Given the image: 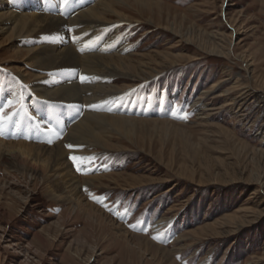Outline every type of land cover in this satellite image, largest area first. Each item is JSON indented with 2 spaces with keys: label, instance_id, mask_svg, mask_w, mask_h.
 <instances>
[{
  "label": "rangeland",
  "instance_id": "374dc122",
  "mask_svg": "<svg viewBox=\"0 0 264 264\" xmlns=\"http://www.w3.org/2000/svg\"><path fill=\"white\" fill-rule=\"evenodd\" d=\"M153 1L161 8L152 14L125 8L131 21L118 34L128 57L155 68L132 84V100L173 94L170 110L132 113L153 121L128 139L107 135L105 150L66 156L79 209L51 198L41 173L31 182V172L1 164L0 264H264V0ZM5 40L0 34V99L8 100L0 112L13 120L0 139L63 142L73 153L64 140L85 103L63 115L44 100L37 108L16 72L30 73L27 56ZM218 44L222 55L210 52Z\"/></svg>",
  "mask_w": 264,
  "mask_h": 264
},
{
  "label": "bare ground",
  "instance_id": "6f19581e",
  "mask_svg": "<svg viewBox=\"0 0 264 264\" xmlns=\"http://www.w3.org/2000/svg\"><path fill=\"white\" fill-rule=\"evenodd\" d=\"M89 2L93 3L90 8L86 6ZM129 2H132L131 7ZM155 7L161 8V5L153 0H82L77 7L71 3L64 6L60 0H0V34L12 49L27 56L30 73L16 72L19 79L30 82L28 89L36 107L40 108L39 103L44 100L47 103L41 107L51 108L54 114L62 111L63 115L68 114L75 103L86 105L85 114L69 128L64 140L66 145L75 147H69L73 153L66 152L63 142L47 148L25 142L6 143L0 139V165L10 164L15 172L20 168L31 172V182L36 181L32 174L41 173L42 185L51 198L68 204L75 202V208L79 209L80 203L75 200L80 196V185L66 156L91 153L95 145L105 150L107 135L110 138L111 134H122L128 139L135 136L140 126L153 121L132 118V113L160 116L170 110L173 94L164 93L157 103L154 97L140 94L132 100L133 85L153 77L155 68L142 63L141 55H136L135 60L128 57L126 38L118 34L120 25L131 21L125 8L143 16L152 14ZM167 29L172 35L179 34L172 25ZM217 46L210 52L222 55L221 46ZM68 69L79 70V78H68L65 74ZM9 88L18 89L16 83H9ZM207 92H203L198 101ZM0 101L4 105L8 100L3 96ZM191 107L199 108L197 102ZM22 111L17 116L22 117L25 114ZM155 123L169 126L167 122L155 120ZM85 181L90 185L91 180Z\"/></svg>",
  "mask_w": 264,
  "mask_h": 264
},
{
  "label": "snow or ice",
  "instance_id": "6c2138e0",
  "mask_svg": "<svg viewBox=\"0 0 264 264\" xmlns=\"http://www.w3.org/2000/svg\"><path fill=\"white\" fill-rule=\"evenodd\" d=\"M70 0H60V3L64 6H67L69 4ZM11 102H9L10 104ZM95 107V106H93ZM180 118H183V119H187V114H184L182 117ZM6 119H10V117H6L2 112H0V129L3 128L4 126V122ZM51 131V129H49ZM49 143H51V141H49ZM68 147H72L71 145H69ZM73 161L75 162L76 161V157H72ZM78 170H79V166H78ZM155 238V237H154Z\"/></svg>",
  "mask_w": 264,
  "mask_h": 264
}]
</instances>
